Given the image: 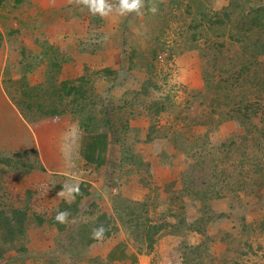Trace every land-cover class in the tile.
Wrapping results in <instances>:
<instances>
[{
    "label": "rangeland",
    "instance_id": "374dc122",
    "mask_svg": "<svg viewBox=\"0 0 264 264\" xmlns=\"http://www.w3.org/2000/svg\"><path fill=\"white\" fill-rule=\"evenodd\" d=\"M163 1L144 0L141 14L121 16L116 11L109 14L111 20L120 24V33H114L112 38L117 46L111 45L113 51L118 52L121 58L117 68L118 88L112 94L119 98L128 90L141 89L145 74L129 70V57L134 58L142 71L146 70L144 63L153 64L151 72L154 73L158 85L168 94L170 103L168 111L159 119L147 116L146 111L144 114L140 111L135 119L127 121L132 127L130 137H140L139 144L134 146L135 151L141 156V160L151 165V174L145 177L149 179L150 188L145 189L138 200L147 196V200L152 202L148 207L149 217H155L161 212L164 213V220L174 218L175 221L185 218L187 214L189 220H202L203 223L199 226L201 230L191 233L187 238L171 236L177 238V245L174 247L168 233L160 236L159 241H163L160 251L164 259L157 249L158 243L154 245L153 251H148L146 242L137 241L119 221L120 228L113 230L110 237L100 238L91 247L82 241L79 250L83 258L76 264H264V55L256 59L251 57V52H245L242 42H239L245 39L242 30L243 24L249 22L247 16L251 14L254 17L255 11L264 7V0H240L228 11L224 10L229 7L231 0H173L169 4ZM108 2L115 5L118 0ZM15 5L11 1L0 10V53H10L7 65L2 64L5 59L0 57V89L12 95L10 99L16 106V99H26L30 88L38 89L41 94L50 82L59 84L61 81L58 77L50 80V72L53 69L50 62L54 60H43L40 63L33 59V55L22 60L16 53L20 49L17 45V48L13 46L15 40L19 39L15 37L16 30L19 25L24 26L25 7H29L30 2L23 0L17 4L18 8ZM153 8L156 9L155 12L152 11ZM77 9L81 13L79 16H88L96 25V29L102 26L101 16L91 14L83 5ZM71 13L75 14L74 10L71 9ZM226 13L230 15V22ZM222 19L226 20V26L219 25ZM44 24L52 28V17H45ZM197 24V29L192 28ZM23 26L21 27L24 30ZM113 28L116 31L118 27ZM109 33L111 34L101 29L93 30L87 33V38L82 44L87 45L88 51H95L96 46L104 49L106 45L110 46ZM253 33L250 37L251 44L254 45V40L257 39V44L264 45V33ZM261 36L263 40L259 42ZM45 43L49 47L46 52ZM197 44L201 47L202 56L201 51L194 48ZM41 47L51 58L57 54L61 55L60 49L56 53L55 47L46 37ZM206 54H209L208 57ZM18 61L21 62L16 64ZM27 63H33L35 69L42 68L43 72L47 70L41 82L37 77L34 78L33 67L27 69ZM85 71V78H95L98 72L89 66ZM205 80L209 81L210 88ZM102 82L96 79L94 89L104 93L108 85L103 86ZM224 86L228 89L226 93ZM151 97L158 96L152 94ZM36 102L41 101L34 99L22 106L27 109V106H34ZM111 106L114 107L115 104ZM146 106L147 102L145 109ZM100 108L98 106L97 109ZM234 109H240L239 119L232 120L229 117V111ZM100 118L104 119L103 116ZM112 118L118 123L115 116ZM171 125L180 132L173 133ZM98 136L105 138L108 135L103 133ZM148 136L157 139L145 143L144 140L146 141ZM97 146L100 149L101 138L97 140ZM99 160L98 164L104 162L103 157H99ZM190 167L207 175L204 176L205 183L210 185L214 182L211 188L218 194L215 196L210 191L205 196L203 201L208 204L202 216L198 215V209L191 205L192 198L187 199L181 192L184 188L182 177ZM15 177L13 178L12 173L7 175L0 168L2 199L14 191H17L16 196H13L17 201L22 195L27 196L30 189L22 192L27 186L19 180L15 183ZM29 178L33 183L37 181L34 174L26 175L25 181ZM161 179H165V182L161 183ZM174 182V186L170 187ZM4 184L5 192L2 190ZM13 187L14 190L11 191ZM106 194L111 196L112 206L119 202L116 196L118 192ZM174 197L178 198V201L176 206L170 207L173 208V213L169 210L168 213L165 212L167 204L170 206ZM203 201H199V206ZM32 205L37 213L43 210L36 204ZM0 206V210L3 209V206ZM10 206L18 208L21 204L17 202ZM135 208L140 211L141 206ZM5 209H8L7 206ZM22 209H25V206ZM168 214L171 217H168ZM52 216L53 214L47 215V219ZM117 218L116 215L115 219ZM30 225L24 246L31 254L39 252L45 256L42 260L28 258L23 264H47L46 259L51 258L47 255L59 251V245L66 241V235L69 234H59L56 228L47 223L34 222ZM221 240L227 243H222ZM76 241L77 239L74 245ZM182 243L186 247L180 249ZM122 245L126 247L127 254L133 253L137 260L124 261L114 258L112 251L114 250L115 254ZM183 250L193 252L187 257L182 255ZM15 255L14 250H9L4 260ZM56 258L58 260L55 264H73L69 254L59 253Z\"/></svg>",
    "mask_w": 264,
    "mask_h": 264
},
{
    "label": "trees",
    "instance_id": "16d2710c",
    "mask_svg": "<svg viewBox=\"0 0 264 264\" xmlns=\"http://www.w3.org/2000/svg\"><path fill=\"white\" fill-rule=\"evenodd\" d=\"M11 1H13L16 5H19L22 2V0H0V10H2V8H4L5 5L9 4ZM239 1L240 0H231L229 7L225 8L224 11H228ZM255 13L256 15L254 17L251 14L247 16L249 22L247 21L243 24L242 30L245 39L243 38L242 40H239V42H242V48L245 52H251V57L256 59L257 57L264 55V45L257 44V39L254 40V45L251 44L250 37L251 34H254V31L259 34L264 33V7L255 11ZM226 16L230 22V15L226 13ZM224 24L225 26L227 25L226 20L222 19L219 21L220 26H223ZM198 26L199 24L192 28L197 29ZM195 40L196 37L193 38V41ZM262 40L263 38L261 36L259 38V42ZM194 48L201 51L200 54L202 56L201 47L197 44ZM208 55L209 54H206L205 56L208 57ZM129 61V70L132 72H143L145 74V80L140 90H128L119 98H116L112 94L113 91L118 88L116 83L119 70L114 71L110 68H104L98 70L95 74V78H85V76H83L76 81H63L59 84L50 82L48 86L41 91V94L38 89L30 88L25 97L26 99L22 101H20V99H16L17 109L26 122L34 123L39 122L44 118L71 115L73 120L79 123L82 133L95 137L103 133L110 136L111 146L114 149V152H117L118 150L117 160H114V163L112 162L113 164L110 168H112V171H114V169L119 171V175L121 176L118 180L113 176L109 177V181H107V184L105 185L106 193H111L113 188L120 187V179L126 178L127 175L129 179L137 180L141 178V183L145 185V187L148 185L149 179H146L145 177L151 174L149 169L151 165L149 162L141 160V156L135 151L134 146L139 144L140 137L137 135L132 138L130 137L129 134L132 127L129 126L127 121H130L131 118L135 119L136 114L141 113L140 111H142L143 114L146 111L147 116H154L159 119L169 109V96L166 91H163L161 86L158 85L155 81L154 73L151 72L153 64L151 62L144 63L143 66H146V70L142 71V69L138 68V63L134 61L133 57H129ZM58 67L59 65L55 64L53 69H51L50 80L56 78ZM96 79L104 81L108 85V89H106L104 93L94 89V82H96ZM205 82L207 87L210 88L209 81L205 80ZM227 90L226 86H224L225 93ZM152 94L158 97H151ZM8 96L12 99L11 94ZM34 99L41 102H36L34 106H27V109L22 106L24 104L31 103ZM146 102L147 106L145 109L144 106ZM114 104L115 106L112 107L111 105ZM98 106L101 108L97 109ZM239 114L240 109H234L229 111L228 115L232 120H234L236 118L239 119ZM100 116H103L104 119H101ZM113 116L116 117L119 124L113 120ZM171 127L173 133H175V131L180 132L178 131L179 129L173 128V125H171ZM128 138L132 141H129ZM155 139L157 138L148 136L144 142H154ZM32 152L34 155L37 154L36 151ZM29 157L31 156L27 155V153H18L9 159L2 152H0V164L9 166L8 170H3L2 168L1 171H5L7 175L12 173L14 177L16 176V180L24 182L25 174H27L31 169L40 166L38 160L34 161ZM27 160L30 161L25 162ZM121 171H125L123 176ZM204 176L207 175H204L201 170H192L190 167L187 174L182 177L184 181V188L181 192L187 196V199L192 198L191 205L198 209L197 213L200 216L204 215L206 212L208 203L203 201L205 196L209 194L210 191L211 194H215V196L218 195L213 192L214 188H211L215 183L213 182L212 184L207 185L205 183L206 179ZM174 184L175 182L171 183L169 186L172 187ZM5 188L4 184L2 188L4 192L6 191ZM57 188L58 190L65 189L62 186H58ZM217 192L219 193V191ZM90 195L92 194L89 187L86 188L85 186H80L74 194L75 201L73 203L70 204L68 202H63L61 207L57 210L51 211L47 208V200L45 199L43 192L29 190L27 196L22 195L19 201L15 200V194H10L4 199H2L0 194V205L3 206V209L0 210L1 264H23L28 258L42 260L45 256L44 254L39 252L31 254L24 246V241L25 239L27 240L28 227L34 222H37V224L39 222L40 224L47 223L49 226L56 228L59 234L63 233L65 235L67 232L69 234V236L66 235V241L64 240V242L59 245V251H55L47 255L51 257L46 259L47 264H55L56 260H58L56 255H59V253L69 254L70 261L73 264H76L83 258V255H81L79 250L81 242L84 241L88 247H91L97 243L96 241L100 238L110 237L113 230H118V228H120L119 221L125 225L124 229L128 233H131L133 237L135 236L137 241L146 242L149 247L148 251L154 250V245H157L158 241L164 234L168 233L170 236L187 238L191 233L200 231L201 228L199 226L203 223L202 220L197 218L189 220L187 214L185 218L175 221L174 218H172L173 221L170 220V218L164 220V213L161 212L157 213L155 217H149L148 207H150V204L152 205V202L147 200V196L141 200H133L130 197L121 195L118 197L119 202L112 206V215H108L100 210L95 202V197L91 198L89 202L87 201V199L91 197ZM200 200H202L203 203L199 206ZM177 201L178 198L174 197L170 201V206L167 204L165 212L167 211L168 213L170 211L173 213V208L170 207L173 205L176 206ZM17 202L21 204V207L18 206V208H12L10 206ZM82 203L85 207L84 210L81 209V207H83ZM32 204H36L43 210L37 213L36 209L34 207L32 208ZM6 206L8 209H5ZM23 206H25V209H22ZM136 206H141L140 211H136L138 209L135 208ZM61 212L67 214L63 221L57 219L58 214ZM51 214H53V216L50 219H47V215ZM116 215L118 216L117 219H115ZM168 217H171L170 214H168ZM70 220L72 222H70ZM101 225L104 226L105 231L94 236V229L99 228ZM76 239L77 241L74 245ZM221 241L222 243H227L225 240ZM182 247H186V245L182 243L180 249H182ZM9 250H14L16 255L4 260L5 254ZM113 251V257L116 259L120 258L124 261L125 259L137 260L133 253L130 255L127 254V249L123 245L119 247L115 254ZM190 252L193 251L190 250L185 252V250H183L182 255L189 257L188 254ZM112 254H110V256H112Z\"/></svg>",
    "mask_w": 264,
    "mask_h": 264
},
{
    "label": "crops",
    "instance_id": "0c3cea01",
    "mask_svg": "<svg viewBox=\"0 0 264 264\" xmlns=\"http://www.w3.org/2000/svg\"><path fill=\"white\" fill-rule=\"evenodd\" d=\"M172 1L164 0L163 2L169 4ZM29 2L30 6L25 7L26 19L24 26L22 24L18 26L19 29L16 30L15 37L19 39L15 40L13 45L15 48H17L16 45L20 48L16 53L21 56L22 60L29 57V55H33V59L38 62L48 59L54 60L50 63L52 67L55 64L59 65L56 77L61 82L80 79L84 76L87 66L90 69H97V71L104 68L117 70L121 58L118 52L113 51L111 45L117 46L112 38L114 33H120L118 21L111 20L109 15L102 17L103 23L100 24L102 26L99 25V29H96V25L88 16H79L81 13L77 8L81 5L76 2H71V0H29ZM15 7L18 8L17 5ZM71 9L74 10L75 14L71 13ZM67 13L69 17H67ZM45 17H52L54 22L52 28L44 24ZM22 20L24 19L22 18ZM21 26L25 29L23 30ZM113 27L118 28L115 31ZM100 29L111 32V34H108L110 39L108 44L110 46L106 45L104 49L103 47L99 49L96 46L95 51H88L87 45L82 44V42L87 38V33L93 30L100 31ZM41 34L43 36H40ZM44 37L55 47L56 53L60 49L61 55L58 56L57 54L51 58L50 54H45L49 47L45 43L46 50L43 51L41 46ZM9 55L10 53L4 55L2 52L0 53V57H3V60L5 59V63L2 62L3 65H7ZM21 61L16 62V64ZM27 64H29L27 69L29 70L30 66L33 67L32 74L34 78L37 77V80L41 82L47 70L43 72L40 67L35 69L33 63ZM25 73L29 76L28 71ZM33 76L30 75V77ZM33 84H36V82H33ZM101 85L106 86L107 84L103 81ZM100 138L101 147L99 149L97 140ZM32 151H36L37 154L34 155ZM0 152L6 157H11L16 153H27L31 156L29 157L31 160H38L41 167L37 166L30 170L31 173L25 174V177L26 175H36L37 181L35 180L33 183L30 178L27 181L24 179L22 184L25 183L27 187L22 192L27 189L43 192L49 210H57L63 202L73 203L76 191L80 186H85L90 188L92 194L87 201L89 202L91 198L95 197V202L101 211L112 215L111 196L106 194L105 185L110 176L118 180L121 175H119V171L115 169L112 171V168H110L114 160H117L118 153V150L114 152L111 146L110 136L109 138L108 136L102 138V136L95 137L82 133L79 123L74 121L71 115L44 118L34 123L26 122L6 91L1 88ZM99 157H103L104 162L102 164H98ZM2 165L0 164V168L4 170L5 165ZM123 173L125 171H121L122 176ZM120 180L122 181L119 182L121 186L113 188L112 191L114 194L118 192L117 197L121 194L133 200H138L139 197H142L140 194H143L145 189L150 188L149 185L145 187L141 183V178L137 180L129 179L127 175L126 178ZM161 180V183L165 182V179ZM58 186L65 189L58 190ZM93 188L96 189V193H94ZM82 205L81 209L84 210V204L82 203ZM70 222L72 221L70 220ZM169 238L173 242V247L177 245L176 237L169 236ZM162 245L163 241H159L157 249L160 253Z\"/></svg>",
    "mask_w": 264,
    "mask_h": 264
},
{
    "label": "clouds",
    "instance_id": "9594fccd",
    "mask_svg": "<svg viewBox=\"0 0 264 264\" xmlns=\"http://www.w3.org/2000/svg\"><path fill=\"white\" fill-rule=\"evenodd\" d=\"M76 3L78 5H83L84 7H86L88 11L93 15H99L101 17H106L113 11H116L121 16H125L131 13L141 14V9L143 7L144 0H118V3L115 5L109 3L108 0H76ZM152 11L155 12L156 9L153 8ZM13 156L8 157V158L10 159ZM8 169H9V166L5 165L4 170H8ZM8 175H11V173ZM16 182L17 180L15 179V183ZM14 187L11 191L14 190ZM11 194H15V191ZM66 215H67L66 213L61 212L60 214H58L57 219L63 221ZM104 231H105V228L103 225H101L99 228L94 229L93 234L95 236L99 233H103Z\"/></svg>",
    "mask_w": 264,
    "mask_h": 264
}]
</instances>
